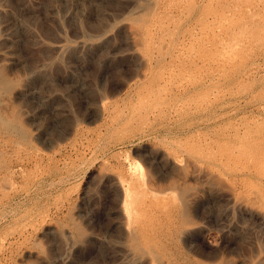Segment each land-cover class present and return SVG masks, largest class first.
I'll list each match as a JSON object with an SVG mask.
<instances>
[{
	"label": "rangeland",
	"instance_id": "1",
	"mask_svg": "<svg viewBox=\"0 0 264 264\" xmlns=\"http://www.w3.org/2000/svg\"><path fill=\"white\" fill-rule=\"evenodd\" d=\"M229 1L0 0V264H264V0Z\"/></svg>",
	"mask_w": 264,
	"mask_h": 264
},
{
	"label": "bare ground",
	"instance_id": "2",
	"mask_svg": "<svg viewBox=\"0 0 264 264\" xmlns=\"http://www.w3.org/2000/svg\"><path fill=\"white\" fill-rule=\"evenodd\" d=\"M236 3L238 5H236ZM225 5H226V8L228 10L233 9V6H234L235 10L241 12V10H244V9H251V0H247V1H244V0H231V1L227 2ZM0 12H1V10H0ZM43 68H44V65H42V68L40 70H38V73H37V76L41 80L45 79V77H46V71L43 70Z\"/></svg>",
	"mask_w": 264,
	"mask_h": 264
}]
</instances>
